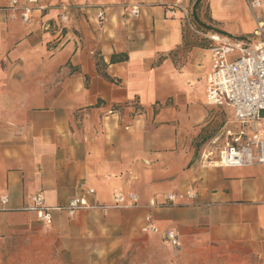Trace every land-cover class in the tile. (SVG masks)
I'll list each match as a JSON object with an SVG mask.
<instances>
[{
    "label": "crops",
    "instance_id": "1",
    "mask_svg": "<svg viewBox=\"0 0 264 264\" xmlns=\"http://www.w3.org/2000/svg\"><path fill=\"white\" fill-rule=\"evenodd\" d=\"M24 5L18 0L10 9L0 0V198H8L0 204V264H52L65 256L82 264L110 250L113 216L123 218L116 223L122 227L127 217L138 226L141 220V231L148 213L183 242L229 244L264 257V165L218 167L196 154L209 135L219 142L212 161L245 138L229 107L204 99L208 37L252 39L255 21L244 1L38 0L27 24ZM64 6L71 13L62 25ZM131 6L138 17L124 12ZM216 121L222 126L212 136ZM87 187L96 193L89 203L111 206L114 193L133 192L139 206L68 217L64 208ZM187 189L195 201L161 205ZM36 194L50 208L49 225L32 210Z\"/></svg>",
    "mask_w": 264,
    "mask_h": 264
},
{
    "label": "built area",
    "instance_id": "2",
    "mask_svg": "<svg viewBox=\"0 0 264 264\" xmlns=\"http://www.w3.org/2000/svg\"><path fill=\"white\" fill-rule=\"evenodd\" d=\"M255 21L252 39H239L210 35L209 55L210 69L205 84V104L209 107H229L233 118L244 127V140L238 138L225 146L215 160H210V153L203 155V163L218 167H248L264 165V21L257 17V11L262 6L261 0H243ZM38 0H26L21 9V21L30 22L32 11ZM179 3V1H177ZM18 0H9L7 8L15 9ZM1 8V7H0ZM131 17L139 16L138 6L125 7ZM70 6L62 7L59 20L65 25L70 20ZM170 16L174 12L170 11ZM99 22L105 19L104 12L96 13ZM252 40L254 41L252 44ZM111 109L109 114L116 112ZM81 193H75L64 208L68 217H74L80 209L101 208L106 212L110 208L138 207L139 197L133 192H116L113 194L112 205L103 206L89 203V198L95 197L93 188H83ZM186 198L193 202L197 194L190 189L180 194H168L167 203L161 205L175 206L178 199ZM7 197L0 198V204L6 205ZM32 210L44 224L51 223L50 208L44 206L43 197L36 194L31 197ZM152 208L160 206L155 201L148 204ZM141 233L159 235L170 248H180L182 240L177 231L167 229L161 231L151 214H147L141 225Z\"/></svg>",
    "mask_w": 264,
    "mask_h": 264
},
{
    "label": "rangeland",
    "instance_id": "3",
    "mask_svg": "<svg viewBox=\"0 0 264 264\" xmlns=\"http://www.w3.org/2000/svg\"><path fill=\"white\" fill-rule=\"evenodd\" d=\"M223 111L224 113L220 115V118L222 120L227 119V122L230 121L228 109L223 108ZM218 114H220V110L216 112V115ZM214 125L216 127L212 128L214 130L212 136L218 134L222 126L219 121H216ZM210 136L198 143L196 154L201 161L204 159L203 155L218 151L219 142L214 145L211 144L210 139L212 137ZM136 210L141 211L142 209ZM112 220L113 225L115 222L116 226L111 230L113 244L110 250L106 253L94 252L87 256L86 262L82 264H264V257H255L242 249H238L237 246L229 244L216 246L198 240H188L182 241L180 248H170L161 236L141 233L139 228L141 220L138 226L133 223L132 217H127L125 219L126 227L116 224L121 223L123 218L113 216ZM4 248L8 254H14L16 250L14 243L7 244ZM64 260L58 262L54 259L50 263L75 264L73 261L67 260L66 256Z\"/></svg>",
    "mask_w": 264,
    "mask_h": 264
},
{
    "label": "trees",
    "instance_id": "4",
    "mask_svg": "<svg viewBox=\"0 0 264 264\" xmlns=\"http://www.w3.org/2000/svg\"><path fill=\"white\" fill-rule=\"evenodd\" d=\"M114 59H112V61H113Z\"/></svg>",
    "mask_w": 264,
    "mask_h": 264
}]
</instances>
